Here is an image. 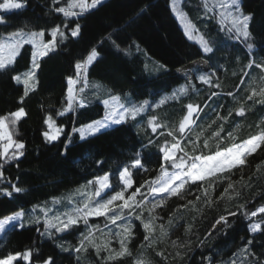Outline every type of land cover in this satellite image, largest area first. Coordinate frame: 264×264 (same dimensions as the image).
Segmentation results:
<instances>
[{"label":"snow or ice","instance_id":"obj_1","mask_svg":"<svg viewBox=\"0 0 264 264\" xmlns=\"http://www.w3.org/2000/svg\"><path fill=\"white\" fill-rule=\"evenodd\" d=\"M105 2L48 0V14L56 16L59 23L19 28L0 36V74L20 86L15 109L0 113V197L13 198L27 191L18 177L13 180L5 176L4 169L12 162L18 166L26 155V143L19 139L18 129L29 117L26 101L38 91L44 63L78 39L83 27L80 19ZM27 4L28 0H2L0 26H8L6 14L24 10ZM167 6L200 58L191 68L176 69L183 83L171 93L158 101L153 97L152 101L134 102L129 94L101 90L99 85L89 83L105 42L125 55L132 47L141 51L135 41L121 47L124 42L117 33L135 22L130 18L125 26L109 32L74 59L61 108L41 109V136L46 144L63 143L61 156L67 155L77 134L81 142H87L98 134L118 130L114 126L129 123L142 134L139 148L115 171H103L105 161L96 160L103 174L94 175L66 197H54L52 204L61 206L55 210L44 201L0 216V235L10 229L35 228L41 239L54 241L56 248L76 264H92L90 256L95 264H157V258L159 264H176L192 251L194 234L196 247L203 249L214 233H224L232 226L233 218L248 220L249 233L264 234V187L259 186V180L264 179V158L254 163L257 156H264V115L241 135V121L257 106L264 109V60L249 58L241 63L237 56L240 68L233 69L231 75L238 82L225 90L228 68L213 62L220 46L207 37V25L201 28L193 22L182 0H169ZM203 9L201 23L215 20L220 33L245 44L252 52L254 45L249 41L253 38V16L244 11L241 0H203ZM145 10L140 9L137 16ZM25 54L29 60L21 68L18 57ZM156 70L168 71L162 64ZM89 88L96 89L93 97L103 105V116L78 127L74 124L71 132H65L56 118L87 109L93 98L86 93ZM201 92H207L203 103L197 99ZM169 102L180 104L177 117L170 118L162 111ZM153 158L155 167H150ZM246 192L251 195L246 197ZM207 210H219V214L200 236L196 224ZM252 245V239H245L227 260L217 261L219 253H202L199 264H264V253L252 251ZM19 261L57 264L58 256H44L38 247L0 253V264Z\"/></svg>","mask_w":264,"mask_h":264},{"label":"trees","instance_id":"obj_2","mask_svg":"<svg viewBox=\"0 0 264 264\" xmlns=\"http://www.w3.org/2000/svg\"><path fill=\"white\" fill-rule=\"evenodd\" d=\"M156 1L106 0L103 7L80 19L79 22L83 26L81 36L70 43L67 49L61 50L46 60L39 76L38 91L26 101L29 117L19 125L18 129L19 139L26 143V155L21 158L18 166L16 162H12L10 165L5 164L4 169L5 176L13 180L18 177L20 186L27 191L24 194H16L13 198L0 197V216L19 208L30 209L34 203L44 201L50 203L54 197L65 196L92 179L94 175L103 174L100 166L95 163L96 160L105 161L103 171L109 169L115 171L124 162L130 160L132 152L139 148L138 141L142 138L136 132V125L129 123L124 126H115L114 128L118 130L98 134L87 142H81L74 137L73 145L69 147L67 155L61 156L63 143L58 141L54 145L46 144L41 136L44 116V111L41 109L42 106L44 110L61 108L66 90V77L72 74L74 59L79 54L86 52L90 46L95 45L109 32L125 26L126 21L137 17L140 9H146ZM241 3L244 11L253 16L250 26L253 38L249 42L253 43L254 47L251 53L247 51L245 44L231 40L226 34L220 33L215 20H204L201 23L199 18L204 13L203 0H182L183 7L193 22L201 28H204L206 24L207 37L220 46L213 62L218 61L228 68L224 79L225 90L238 82L231 75L233 69L240 68V64L235 61L237 56L240 57L241 63H246L249 58L257 61L264 60V0H241ZM48 13V0H28L26 9L6 14L8 26H0V36L19 28L35 29L59 23L56 16ZM117 35L124 42L121 44L122 48L135 41L127 26L123 27V31L118 32ZM135 43L138 44L136 41ZM140 49L141 51L137 52L135 47H132L129 54L125 55L105 42L99 49L100 59L91 70L89 83L96 81L107 89H111L113 93L129 94L134 102L144 99L152 101L153 97L158 101L183 83L179 74L169 66H167L168 71L156 70V66L161 63L148 55L142 46ZM28 60L27 54L23 58L18 57L20 67L27 65ZM19 87L8 75L0 74V113L15 109L18 103ZM89 89H86L87 94L91 91ZM206 96L207 92H201L197 99L203 103ZM179 108L180 104L169 102L162 110L172 118L178 116ZM102 113L103 106L98 101H94L87 109L80 110L78 115L71 113L56 119L58 124L65 127V132H71L74 124L78 127L82 123L98 119ZM262 115H264V109L259 106L249 113L247 119L241 121L244 125L241 135H246L249 131L248 125L258 121ZM63 139L62 136L61 141ZM261 158L264 156H257L254 163ZM154 159L150 167H155ZM259 186L264 187V179L259 180ZM250 195L245 193L246 197ZM218 214L219 210H207L204 217L198 219L196 230L200 236L206 234V230L210 229ZM248 223L249 221L244 218H233L232 226L224 233H214L203 249L196 247L194 234L192 251L182 262L177 261L176 264H199L202 253H219L216 257L217 261L227 260L243 245L245 239L253 240L252 251L257 254L264 253V234L249 233ZM68 239L72 238L68 237ZM27 247H38L44 256L57 255V264H76L72 257L67 253H61L56 248L54 241L41 239L35 228L10 229L0 235V253L22 252ZM89 260L95 264L94 257L90 256ZM18 264H28V262L19 261ZM157 264H159L158 258Z\"/></svg>","mask_w":264,"mask_h":264},{"label":"rangeland","instance_id":"obj_3","mask_svg":"<svg viewBox=\"0 0 264 264\" xmlns=\"http://www.w3.org/2000/svg\"><path fill=\"white\" fill-rule=\"evenodd\" d=\"M168 3L169 0H157L138 15L134 23L127 25V29L133 35L135 41L145 49L147 54L154 59L160 60L161 64L169 66L175 71L177 68H191L194 61L199 63L200 58L197 55L196 48L191 46L181 34L180 28L169 13ZM205 66L201 64V67ZM93 83L99 85L101 90L107 89L99 82H90V84ZM89 90L91 91H89L88 96L93 97L96 89L90 88ZM101 95H103V91H101ZM94 101L97 100L93 97L91 102ZM103 114L104 109L102 116ZM136 132L142 138V134L138 133L137 127ZM75 137L79 140L78 134ZM72 192L73 190L70 193ZM49 206L54 210L57 207H61L60 205H53L52 200Z\"/></svg>","mask_w":264,"mask_h":264},{"label":"crops","instance_id":"obj_4","mask_svg":"<svg viewBox=\"0 0 264 264\" xmlns=\"http://www.w3.org/2000/svg\"><path fill=\"white\" fill-rule=\"evenodd\" d=\"M157 59V58H156ZM158 62H161L160 60L157 59ZM162 63V62H161Z\"/></svg>","mask_w":264,"mask_h":264}]
</instances>
